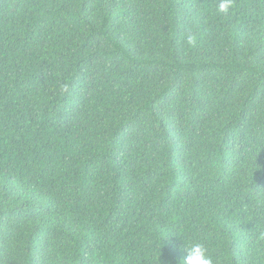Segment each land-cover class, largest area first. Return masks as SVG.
Listing matches in <instances>:
<instances>
[{
    "label": "trees",
    "instance_id": "16d2710c",
    "mask_svg": "<svg viewBox=\"0 0 264 264\" xmlns=\"http://www.w3.org/2000/svg\"><path fill=\"white\" fill-rule=\"evenodd\" d=\"M220 2L0 0V264H264V0Z\"/></svg>",
    "mask_w": 264,
    "mask_h": 264
},
{
    "label": "clouds",
    "instance_id": "9594fccd",
    "mask_svg": "<svg viewBox=\"0 0 264 264\" xmlns=\"http://www.w3.org/2000/svg\"><path fill=\"white\" fill-rule=\"evenodd\" d=\"M232 7V0H221L218 6L219 13H228ZM195 38L189 37L188 43H194ZM187 255L180 260L179 264H213L212 258L207 254V249L203 243L199 241L190 242L184 245Z\"/></svg>",
    "mask_w": 264,
    "mask_h": 264
}]
</instances>
